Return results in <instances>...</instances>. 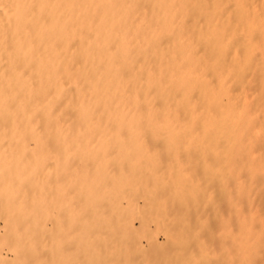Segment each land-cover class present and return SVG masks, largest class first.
<instances>
[{
	"label": "bare ground",
	"instance_id": "obj_1",
	"mask_svg": "<svg viewBox=\"0 0 264 264\" xmlns=\"http://www.w3.org/2000/svg\"><path fill=\"white\" fill-rule=\"evenodd\" d=\"M1 133L25 247L215 233L214 264H264V0H0Z\"/></svg>",
	"mask_w": 264,
	"mask_h": 264
},
{
	"label": "rangeland",
	"instance_id": "obj_2",
	"mask_svg": "<svg viewBox=\"0 0 264 264\" xmlns=\"http://www.w3.org/2000/svg\"><path fill=\"white\" fill-rule=\"evenodd\" d=\"M6 134V135H5ZM1 133L0 134V140L2 139V138H4V143H5V141L6 140H8V139H11V141H9L8 140V142H6V143H10L11 144V148L9 149V145L6 147L5 146V148H6V150H5V148H3L2 150H1V147H3V145H4V143H3V145L1 146V144H2V140H1V142H0V153L1 152H3V154H1L0 155V159H1V157H4V158H2V161H0L1 163H0V171H2L1 173H0V197L2 196V193L1 192H3V193H5V190L7 189V187H9L10 185H11V183H12V180H13V182H14V184L12 183V185L10 186V188H12L14 185H15V183H17V181H15V179H19V178H17L18 177V175L16 174V164H15V162H17V164H18V162H19V156H20V137H18L17 138V140L15 139V138H13V137H11L9 134H7V133ZM7 135H9V136H7ZM4 136V137H3ZM7 137H9L8 139H6ZM13 139H15L14 141H15V143H14V141H13ZM5 143V144H6ZM16 144V146L17 147H14V145ZM13 147L14 148H16V150H18V151H14L13 150ZM18 148V149H17ZM8 149L10 150L9 152H7L8 151ZM12 150V151H11ZM14 152H16V153H14ZM7 153H8V156H13V157H9L10 159H13L12 161H10L9 159H8V157H7ZM15 155H14V154ZM10 154V155H9ZM12 154V155H11ZM3 155V156H2ZM7 158V159H6ZM19 159V160H18ZM18 160V161H17ZM4 161V163H2ZM7 161V162H6ZM8 163H9V165H8ZM7 165V166H6ZM15 167L14 169L12 168V167ZM4 167V168H3ZM7 168H9V171H8V174L9 175H7V173L5 174V172L7 171ZM10 170H12V171H10ZM14 170V171H13ZM14 173V177H13V174L12 173ZM4 174V177L2 176ZM5 175H7L8 177V180H7V178L5 177ZM11 175H12V177H11ZM5 178V181H2L3 179ZM11 178H12V180H11ZM7 181L9 182V186H7L6 184H7ZM19 181V180H18ZM6 183V184H5ZM2 187H4L3 189H2ZM10 188H8V189H10ZM3 190V191H2ZM6 191H8V190H6ZM2 197H4V196H2ZM1 197V198H2ZM1 218V217H0ZM18 219H19V217H18ZM18 219H16V223L13 221L14 219H12L11 220V222H10V227H6V229H4L5 227H3V219H1L0 220V264H51V262H53V257L54 256H58V254H59V257H54L55 259H56V261L54 262V264H65V263H67V257H66V259H65V257H62L61 255H63V253H61L62 251H64L65 249H67L68 248V246H66L67 245V242L68 241H66V239H67V233H66V230H64L63 231V227H62V225H61V227H60V225H58V227H60V228H62L61 230V232H65V235H63V237H61L62 238V242H60V236H61V233H59L60 231H59V229H58V227H57V232L59 233V238H57L58 236V234H57V232H56V240H55V243H56V241L57 242H59L58 244L56 243V245L54 244H51V243H48L49 241L51 242V238L54 236H52V233H51V235H50V237H49V235L47 234V233H44V244L43 245H41V247H39L38 245H40V244H38L37 246L36 245H32V246H27V247H25L24 246V244H23V241L25 240V237H24V235H23V239L21 238V236H20V234H18V232L16 233V229H18V230H20V232H22L21 231V226H20V219H19V221H18ZM12 221H13V223L15 224V225H13V227H12ZM17 222L19 223V228L18 227H16V225H18L17 224ZM135 223V225H137L138 226V224H137V221H135L134 222ZM50 224V223H49ZM22 225V224H21ZM136 227V226H135ZM11 228H15V233H12V231L14 232V229L12 230ZM10 229H11V231H10ZM8 230V231H7ZM135 230H136V232H137V230H139L138 232H139V234L137 235L136 234V232H135ZM140 229H138V228H135L132 232H130V233H132V234H129V236L127 235V234H125V235H120V238L124 241V243L122 242V240L119 238V236H117V234L115 233L114 234V237L112 236V238H113V243H112V239H111V234L110 233H107L108 235L104 238V239H106L107 241L106 242H110V247L109 246H107V243H106V247H108V252H107V249L105 248V249H103V251L101 250L102 249V246L103 245H105L104 243H103V245H101L102 244V242H101V239H103V238H101V234H100V236L97 234V235H94L95 237H96V239L98 240V245H99V247L98 246H96V247H98V251H96V252H94V254H92V255H89V252H88V250L87 249H90L89 247H91L92 248V245L90 246V243H91V241H94V243H93V245H95V241L96 240H94V238H92L93 240H90L91 238H89L90 236V233H88V238H89V240H87V236H86V233H87V231L86 230H84L83 232H82V235H81V232H80V235H81V237L83 238H81L80 240H83V242L82 243H84V245L82 246L81 244H78V246L79 245H81V247L82 248H79V253H78V255H80V254H82L81 253V249H82V252H83V257H81L80 259L78 258V261L75 259L74 260V262H73V264H117L118 263V261L120 260V257L119 256H121V263L122 264H124V261H125V264H152V263H154V264H159L160 262H165V263H162V264H171V262H173L174 260H175V258L177 257V256H179V257H177L178 259H180V256H182V254L180 253L181 251H180V249H178L179 250V252H177V250H176V247H174V243L173 242H171V241H174V239H171V241H167L166 239H165V237H164V235L162 234V233H156L155 234V242L157 243V241H158V243H157V245H156V243L155 242H149V240L148 239H146L147 238V236L149 235L147 232H142L141 231V233H140ZM75 232V236H77L76 237V239H75V237L73 236V238L75 239V240H73V242L75 243L74 245H72V243H71V247H70V249L69 250H71V252H72V256L73 255H75L76 254V249H77V244H76V240L79 238L78 236H80L79 234H78V232H79V229H77L76 231H74ZM49 233V232H48ZM142 233H143V237H141V235H142ZM144 233H146V234H144ZM18 234V235H17ZM106 233H104V235H105ZM188 234V235H187ZM46 235H48V238L49 239H46L47 238V236ZM103 235V234H102ZM183 235V237H186V236H191L189 233H186L185 235H184V232H181V234L179 233V236H178V233H177V236H178V238H176V239H178L177 241H176V239H175V243H176V245H178V243L181 241L182 243H184L183 241H182V239H184L183 237H181ZM216 235V236H215ZM92 236V235H91ZM97 236H98V238H97ZM108 236H109V239H107L108 238ZM158 236V238H156ZM175 236H176V234H175ZM194 235H192L191 237H193ZM207 236H212V237H210L211 239H209V238H207ZM215 236V237H214ZM64 237H65V240H63L64 239ZM93 237V236H92ZM127 237H130L129 239L127 238ZM149 237V236H148ZM181 237V238H180ZM214 237V239H215V241H213L212 240V238ZM217 237V238H216ZM69 238V237H68ZM101 238V239H100ZM118 239V246L120 247L119 249L117 248V247H115L114 246V244H115V240L117 241V239ZM189 238L190 237H187L186 239H188L189 240ZM205 238H207L204 242H202L203 244H204V246H208V247H206V251L207 252H205V254L207 253V256L205 255V260L203 261V259H202V261L204 262V263H206V264H214V262H215V258H213L212 256H213V254H214V251L216 250H218L219 251V249H220V247L221 246H223V244H222V242H225L224 240H219V237H218V235L217 234H213V235H206V237ZM204 238V239H205ZM111 239V240H110ZM120 239V240H119ZM166 241H165V240ZM195 239V240H194ZM194 242H193V247H191V243H192V240H190L191 241V243H190V241L188 242V243H190L189 245L187 244V242H185V244L184 245H186L187 247H188V249L190 250V252L188 251V253L187 254H185V255H183V257H181L184 261L181 263V264H183L184 262L185 263H187L186 261H188L189 259H190V255H191V257H192V259L190 260V262H188V263H190V264H193L194 263V260L195 261H197V259H198V257L200 258L197 262H195L196 264H198V263H200V261H201V257H200V253H198V250H201V246H200V242L202 241V240H204V239H202V238H200V242H195V241H197L196 239V237H194ZM208 239H209V241H208ZM22 240V241H21ZM46 240H48V242L46 243ZM86 240L88 241V243L86 242ZM127 240V242H125ZM128 240H130V242L128 241ZM185 240V239H184ZM103 241V240H102ZM105 241V240H104ZM103 241V242H104ZM121 241V242H120ZM165 241V242H164ZM208 241V243H205V242H207ZM213 241V243L212 244H214L213 245V247H211L212 246V244L210 245V243ZM219 243H218V242ZM70 242V241H69ZM86 242V243H85ZM108 242V243H109ZM170 242V243H169ZM180 242V243H181ZM214 242H216V243H214ZM80 243H81V241H80ZM120 243V244H119ZM122 243V244H121ZM149 243V244H148ZM153 243H154V245H153ZM181 243V244H182ZM201 243V244H202ZM47 244H49V246L47 245V247H46V245ZM62 244H64V245H62ZM92 244V243H91ZM112 244H113V246L116 248L115 250H118V251H116V252H113L112 253V255H110L111 253H109V252H111V249H112V251H113V249H114V247L112 246ZM126 244V245H125ZM180 244V245H181ZM206 244V245H205ZM220 244H222L221 246H220ZM53 245V247H51ZM70 245V244H69ZM123 245H125L124 246V248H122V246ZM175 245V246H176ZM179 245V246H180ZM183 245V244H182ZM63 246H64V248H63ZM73 246V247H72ZM185 246V247H186ZM189 246L191 247V248H189ZM80 247V246H79ZM84 247H85V250H84ZM88 247V248H87ZM95 247V246H94ZM113 247V248H112ZM182 247V246H181ZM181 247H178L177 246V248H181ZM185 247H184V250L186 251V249H185ZM216 247V249L215 250H213L214 248ZM219 247V249H217ZM103 248H104V246H103ZM196 249V250H194V249ZM198 248H200V249H198ZM97 249V248H96ZM183 248H181V250H182ZM187 249V250H188ZM212 249V250H211ZM104 250H106V252L107 253H105L104 252ZM114 250V251H115ZM194 250V252L192 253V251ZM87 251V252H86ZM212 251H213V254L212 255H210V253H212ZM216 251H215V254H216ZM218 251H217V253H218ZM14 252H16L17 253V256H15L14 255ZM66 252V251H65ZM70 252V251H69ZM69 252H66V256H69L68 254H69ZM78 252V251H77ZM100 253V252H102L101 254H100V256L98 255V254H95V253ZM105 254H108V256H109V258L108 257H106V258H108V260L107 261H105L106 259H105V257L103 256V255H105ZM119 252V253H118ZM88 253V254H87ZM90 253H92V251H90ZM117 254L118 255V257H117V255H114V254ZM178 253L180 254V255H178ZM182 253H184L183 252V250H182ZM186 253V252H185ZM192 253V254H191ZM195 253V254H194ZM197 253L199 254V256H197ZM65 254V253H64ZM85 254H87V255H85ZM214 254V255H215ZM70 255H71V253H70ZM77 255V254H76ZM210 255V257H211V260L209 261V260H207L208 259V256ZM61 256V257H60ZM64 256V255H63ZM85 256H89L88 258L86 257L85 258V261L84 262H81L82 260H83V258L85 257ZM110 256H112V257H110ZM164 256H166L165 258H164ZM196 256H197V259H195L196 258ZM118 258V261H116V259ZM157 257H158V259H161V260H159V261H157L158 259H157ZM185 257H188V258H185ZM215 257V256H214ZM57 258H58V260H57ZM163 258H164V260H163ZM54 259V260H55ZM111 259H113V262H112V260ZM152 259H157V260H155V261H153ZM166 259H168L167 261L168 262H166L165 260ZM213 259V260H212ZM169 260L171 261V262H169ZM209 261V262H207V261ZM157 261V262H156ZM192 262V263H191ZM121 263H119V264H121ZM187 263V264H188ZM202 263V262H201ZM53 264V263H52ZM172 264H177V263H172ZM203 264V263H202Z\"/></svg>",
	"mask_w": 264,
	"mask_h": 264
}]
</instances>
